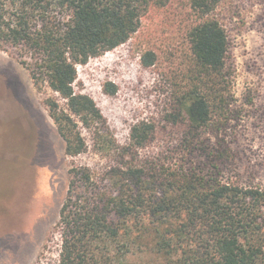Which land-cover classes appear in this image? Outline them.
Wrapping results in <instances>:
<instances>
[{"label": "trees", "instance_id": "16d2710c", "mask_svg": "<svg viewBox=\"0 0 264 264\" xmlns=\"http://www.w3.org/2000/svg\"><path fill=\"white\" fill-rule=\"evenodd\" d=\"M221 1H180L195 19L184 26L188 50L172 51L169 106L118 143L94 98L76 91L78 66L173 0H0V49L51 91L44 104L72 158L55 264H264V186L225 179L234 155L217 133L234 96L229 36L213 16ZM157 59L142 56L148 67ZM84 130L103 164L75 160L89 148Z\"/></svg>", "mask_w": 264, "mask_h": 264}, {"label": "rangeland", "instance_id": "374dc122", "mask_svg": "<svg viewBox=\"0 0 264 264\" xmlns=\"http://www.w3.org/2000/svg\"><path fill=\"white\" fill-rule=\"evenodd\" d=\"M180 1L156 4L126 43L78 66L76 91L94 98L102 129L118 143L129 142L133 124L169 106L172 51L188 50L184 26L195 19ZM213 16L229 36L233 79L232 119L217 132L234 155L225 179L264 186V0H222ZM148 50L158 57L149 67L142 62ZM108 82L116 93L106 91ZM50 94L40 92L30 71L0 49V264H55L59 258L56 224L72 158L44 104ZM84 135L89 148L75 160L103 164L107 157L90 132Z\"/></svg>", "mask_w": 264, "mask_h": 264}]
</instances>
